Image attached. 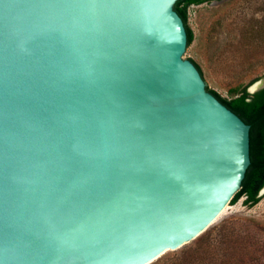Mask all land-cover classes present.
I'll return each mask as SVG.
<instances>
[{"label":"water","instance_id":"water-1","mask_svg":"<svg viewBox=\"0 0 264 264\" xmlns=\"http://www.w3.org/2000/svg\"><path fill=\"white\" fill-rule=\"evenodd\" d=\"M177 1L0 0V264H157L239 205L251 125Z\"/></svg>","mask_w":264,"mask_h":264},{"label":"rangeland","instance_id":"rangeland-1","mask_svg":"<svg viewBox=\"0 0 264 264\" xmlns=\"http://www.w3.org/2000/svg\"><path fill=\"white\" fill-rule=\"evenodd\" d=\"M188 26L194 35L191 60L222 98L231 99L234 90L249 88L264 77V0L192 5ZM244 200L219 224L230 221L231 242L214 233L206 249H194L202 259L186 264H264V194L253 206ZM180 257L187 255H169L157 264H179Z\"/></svg>","mask_w":264,"mask_h":264},{"label":"trees","instance_id":"trees-1","mask_svg":"<svg viewBox=\"0 0 264 264\" xmlns=\"http://www.w3.org/2000/svg\"><path fill=\"white\" fill-rule=\"evenodd\" d=\"M212 1L213 0H178L176 2L175 9L183 18L186 25L188 44L192 43L194 39L193 32L188 26V8L192 5H200ZM196 66L198 67L197 64ZM210 91L225 105L237 113L246 123L251 125V164L246 172L241 188L236 192L230 203L234 204L240 198L245 197L244 203L253 206L262 199L263 194H261V190L264 188V88L255 93L249 92L246 87L240 91L234 90L231 99L222 98L215 91ZM231 227L230 221L227 220L221 225L210 226L199 237L191 241L192 244L190 246L194 245V247L187 249L185 253L187 258H179V264H186L190 261L193 262L202 259L203 254L198 252L196 255L194 249L197 251L206 249L205 246H207V241L214 233L220 234L221 237H223L222 241L227 238L230 243L231 239L227 234L233 230Z\"/></svg>","mask_w":264,"mask_h":264},{"label":"flooded vegetation","instance_id":"flooded-vegetation-1","mask_svg":"<svg viewBox=\"0 0 264 264\" xmlns=\"http://www.w3.org/2000/svg\"><path fill=\"white\" fill-rule=\"evenodd\" d=\"M256 82H258V81H256ZM256 82H255V83H256Z\"/></svg>","mask_w":264,"mask_h":264}]
</instances>
